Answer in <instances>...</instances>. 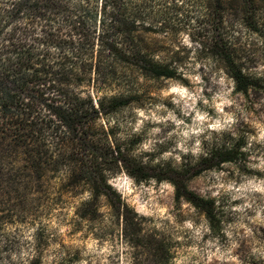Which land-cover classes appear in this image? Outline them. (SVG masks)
<instances>
[{"label":"rangeland","instance_id":"obj_1","mask_svg":"<svg viewBox=\"0 0 264 264\" xmlns=\"http://www.w3.org/2000/svg\"><path fill=\"white\" fill-rule=\"evenodd\" d=\"M137 3L144 6L139 19L149 28L141 43L154 58L176 65L180 78L138 77L132 87L137 101L99 123L112 128V143L124 150L128 166L141 164L157 176L238 139L245 154L240 164L225 163L185 181L192 192L215 200L220 230L212 232L188 202L176 203L166 179L136 181L123 169L108 172L109 198L119 195L141 218L142 230L135 234L124 232L104 195L97 199L95 219L81 218L79 203L88 190L73 196L48 174L22 197V215L7 227L10 241L0 264H28L31 258L39 264H264V89L236 91L207 48L229 29L226 23L233 24L243 71L264 84V39L241 24L230 1L221 21L210 0ZM150 232L167 244L168 259L160 260L148 246Z\"/></svg>","mask_w":264,"mask_h":264},{"label":"trees","instance_id":"obj_2","mask_svg":"<svg viewBox=\"0 0 264 264\" xmlns=\"http://www.w3.org/2000/svg\"><path fill=\"white\" fill-rule=\"evenodd\" d=\"M210 1L217 21L230 1L241 24L264 39V0ZM143 10L137 0H0V260L10 241L7 227L22 215L25 192L48 174L73 196L88 190V198L79 203L81 218L95 219L97 199L104 195L124 232L135 234L142 230L141 218L119 195L109 198L108 172L123 169L136 181L166 179L176 203L188 202L212 232L220 230L215 200L192 192L185 181L225 163L240 164L245 154L238 139L210 148L193 164L182 161L168 176H157L141 164L128 166L124 150L112 143V128L99 123L137 101L132 87L138 77L180 78L176 65L154 58L141 43L149 30L139 19ZM229 24L208 50L221 61L236 91L264 89L259 78L243 71L236 30ZM110 88L121 91L98 95ZM147 237L160 260L170 257L156 233ZM28 264L39 262L31 258Z\"/></svg>","mask_w":264,"mask_h":264}]
</instances>
